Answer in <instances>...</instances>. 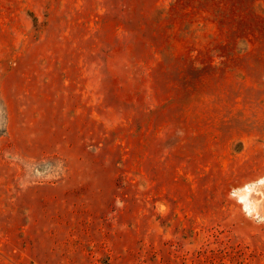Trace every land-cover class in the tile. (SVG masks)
I'll use <instances>...</instances> for the list:
<instances>
[{"label": "rangeland", "instance_id": "374dc122", "mask_svg": "<svg viewBox=\"0 0 264 264\" xmlns=\"http://www.w3.org/2000/svg\"><path fill=\"white\" fill-rule=\"evenodd\" d=\"M0 264H264V0H0Z\"/></svg>", "mask_w": 264, "mask_h": 264}, {"label": "water", "instance_id": "95a60500", "mask_svg": "<svg viewBox=\"0 0 264 264\" xmlns=\"http://www.w3.org/2000/svg\"><path fill=\"white\" fill-rule=\"evenodd\" d=\"M16 160L22 166L20 183L34 180H55L60 178L65 170L64 162L57 157H44L37 160L16 157Z\"/></svg>", "mask_w": 264, "mask_h": 264}, {"label": "bare ground", "instance_id": "6f19581e", "mask_svg": "<svg viewBox=\"0 0 264 264\" xmlns=\"http://www.w3.org/2000/svg\"><path fill=\"white\" fill-rule=\"evenodd\" d=\"M262 179V178H261ZM259 181V180H258ZM254 183V182H253ZM252 184V183H251ZM243 186H241L242 188ZM238 189V188H237ZM251 189V185H244V187L240 190L241 193L238 194V199L242 202L244 209L249 213L252 211V205L251 202L247 199V194ZM236 190V189H235ZM235 194V193H234ZM252 201V200H251ZM254 204V203H253ZM255 209V207H254Z\"/></svg>", "mask_w": 264, "mask_h": 264}]
</instances>
